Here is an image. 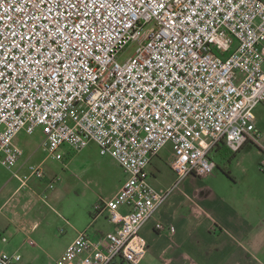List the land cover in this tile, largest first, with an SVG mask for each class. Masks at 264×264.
Segmentation results:
<instances>
[{"label":"built area","instance_id":"2783aa9c","mask_svg":"<svg viewBox=\"0 0 264 264\" xmlns=\"http://www.w3.org/2000/svg\"><path fill=\"white\" fill-rule=\"evenodd\" d=\"M259 104L263 0H0V161L16 166L17 135L42 129L51 158L95 143L126 174L96 205L116 230L80 231L56 264H141L142 227L181 180L213 174L220 144H256L264 170ZM169 143L176 181L160 191L149 166ZM32 169L25 179L44 177ZM20 259L0 249V264Z\"/></svg>","mask_w":264,"mask_h":264},{"label":"rangeland","instance_id":"374dc122","mask_svg":"<svg viewBox=\"0 0 264 264\" xmlns=\"http://www.w3.org/2000/svg\"><path fill=\"white\" fill-rule=\"evenodd\" d=\"M133 50V47L128 46L121 60L130 56ZM255 114L264 143L263 104L255 108ZM43 140L42 129L33 134L22 130L15 138L23 152L18 164L9 169L0 161V227L8 226L6 231L2 228L0 230L15 245L21 237L18 236L19 233L22 235L18 240L19 245H22L27 236L20 230L23 227L22 220H29L32 224L38 222L40 229L48 233L53 231L57 234L56 240H59L46 246L47 258L40 252L42 255L36 264H56L61 248L67 244L63 245L67 233L58 235V230L64 228L72 231L75 226L80 230L87 229L91 238L95 239V231L100 227V222L92 226L97 212L96 205L100 200H108L118 192L126 174L113 157L101 155L95 143L79 151L64 145L61 148L64 157L57 160L49 156ZM172 154L169 143L161 152L164 163L160 171L155 170V175H152L150 169L151 181L158 189L162 184L174 186V176L167 164ZM212 155L219 166L211 176L196 177L189 184L184 183L183 179L172 192L186 196L194 195L195 192L212 193L235 204L243 216H250L252 219L257 215H264V170L260 165L263 155L258 146L249 142L235 152V155L229 154L228 157L232 158L230 164L222 161L220 156L214 153ZM32 167L42 169L44 177L31 176L25 179L33 171ZM228 170L230 176L226 174ZM50 183L54 185L52 188L49 187ZM21 184L23 186L20 190L15 192ZM26 242L28 247L34 248L31 241ZM7 245L9 243L0 241L2 250L12 252ZM18 252L27 256V251ZM260 258L264 259V255Z\"/></svg>","mask_w":264,"mask_h":264},{"label":"crops","instance_id":"0c3cea01","mask_svg":"<svg viewBox=\"0 0 264 264\" xmlns=\"http://www.w3.org/2000/svg\"><path fill=\"white\" fill-rule=\"evenodd\" d=\"M229 151L231 150L226 145L220 144L213 149L212 153L230 164L231 161L226 159ZM161 152L153 158L149 166V172L151 169L152 175H155V170L160 171L163 166L164 159ZM211 156L213 158L212 154ZM170 158L171 156L167 164L174 176L173 185L176 175L170 167ZM194 179H196L195 176H188L183 181L189 184ZM21 186L23 185L17 187L15 192L20 190ZM160 186V189L155 187L160 191L170 188L165 184ZM104 201L100 200L99 203ZM122 210L125 209L122 208ZM102 218L105 221H100ZM93 219L92 226L100 222L99 229L95 231L96 238L113 232L117 228V225L109 220L107 210L96 212ZM157 222L165 225L172 224L174 231L157 229ZM22 223L23 227L20 230L27 235L22 245L18 244V240L22 237L19 233L18 236L21 237L17 239L16 245L9 239L3 242L9 243L6 247L12 252L3 250L10 254H20L21 259L14 264H36L41 258V253L48 257L46 246L59 239L56 240L58 237L53 231L48 233L41 230L38 222L32 224L25 219ZM0 228L6 231L8 226ZM80 231L83 230L75 226L72 227V231L64 228L58 230V235L67 233V237L63 239V245L66 242L67 244L61 248L60 256L76 239ZM141 235L148 243V250L141 264H264V259L260 258L264 255V215H257L252 219L250 216H243L235 204H230L212 193L195 192L194 195L186 196L173 191L142 227ZM28 240L32 241L34 248L28 247L26 242ZM20 250L27 251V256L18 252Z\"/></svg>","mask_w":264,"mask_h":264},{"label":"trees","instance_id":"16d2710c","mask_svg":"<svg viewBox=\"0 0 264 264\" xmlns=\"http://www.w3.org/2000/svg\"><path fill=\"white\" fill-rule=\"evenodd\" d=\"M229 152H230L229 154L235 155V152H232V151H229ZM229 154H228V155H229ZM226 159H227V161H231L232 158L226 156ZM226 174H227V175L229 174V176H230V171L228 170V172H226Z\"/></svg>","mask_w":264,"mask_h":264}]
</instances>
